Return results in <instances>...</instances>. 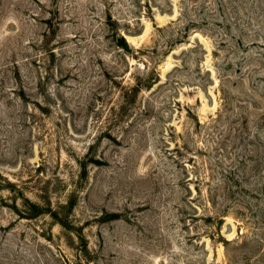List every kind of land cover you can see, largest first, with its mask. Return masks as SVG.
<instances>
[{
    "label": "rangeland",
    "instance_id": "1",
    "mask_svg": "<svg viewBox=\"0 0 264 264\" xmlns=\"http://www.w3.org/2000/svg\"><path fill=\"white\" fill-rule=\"evenodd\" d=\"M0 264H264V0H0Z\"/></svg>",
    "mask_w": 264,
    "mask_h": 264
}]
</instances>
